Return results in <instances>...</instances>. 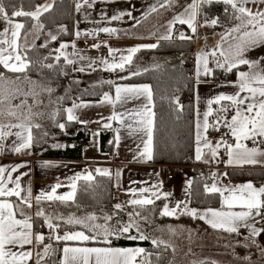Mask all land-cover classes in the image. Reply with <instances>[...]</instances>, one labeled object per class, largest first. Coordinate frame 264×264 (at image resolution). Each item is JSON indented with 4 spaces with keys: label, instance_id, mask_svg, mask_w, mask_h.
<instances>
[{
    "label": "snow or ice",
    "instance_id": "obj_1",
    "mask_svg": "<svg viewBox=\"0 0 264 264\" xmlns=\"http://www.w3.org/2000/svg\"><path fill=\"white\" fill-rule=\"evenodd\" d=\"M250 2H259L264 5V0H192L182 12L173 16L168 22L167 34L160 37L162 40H171L177 24L186 25L194 35L201 18L203 23L199 26L212 28L221 26L220 17L209 18L204 9L214 4H223L225 5L223 13L230 22H233L232 26L225 28L220 34V41L215 48L210 51H198L196 78L199 81L201 77H210L214 74V68L210 67V63L227 73H232L234 69L238 70L241 66L248 67V71H238L237 80L230 82V86L236 89L235 92L219 93L208 98L203 112H200L197 106L195 120V159L197 161L219 163L220 151L223 149L227 156L225 161L227 166L243 167L258 164L264 166V159H261L264 158V67L260 63L264 57L249 59L246 56L247 52L264 45V11H254L247 7ZM174 3L176 0H157V3L145 14L144 19H147L151 13L157 12L159 8L170 7ZM85 4L91 6L89 0H82V3L76 5L77 11H80ZM52 6L50 3L38 4L35 5L34 10L25 11L23 7L17 8L15 5H10L11 12H9V7H6L4 0H0V22L5 25L0 30V68L7 73L15 74L13 78L6 75L5 71H0V141L13 138L11 140L13 153H21L33 147L36 142L33 130L41 128L34 117L43 116V112L34 111V109L43 105L42 94L47 93L51 96L54 91L42 79H33L28 74L29 70L35 67L53 69L56 64H59L61 58L69 65L76 63V60L70 57H78L80 60L91 59L81 55L79 50H75L74 42L60 43L58 48L52 49V52L56 53L54 56L50 53L49 56L40 60H33L29 56V52L37 48L36 41L40 39L45 29L41 17L49 12ZM17 18H27V20ZM113 19H119V17H113ZM28 21H31L30 27ZM61 31L66 32L67 29L62 26ZM99 31L115 34L117 29L106 27ZM75 35L80 37L81 33L77 31ZM29 36L32 37L31 43H29ZM47 36L49 39L40 43V48H47L49 43L58 39V36L51 32H48ZM179 39L192 40L193 36L180 32ZM69 47L75 51L69 53L67 51ZM93 47L99 48L100 45L95 44ZM156 47L158 44L138 45L124 50L109 47V58H102L99 63L104 66L105 71L124 72L126 66L132 65L134 56L142 48ZM50 58L55 63H45ZM94 63L95 61H91L89 67H92ZM84 70V68L79 69V71ZM140 74L139 71L132 72V75ZM109 83L112 82L109 81ZM142 97L145 103L139 107L126 112L113 111L107 119L118 121L121 126L130 129V135L143 133L141 139L143 147L134 159L148 162L153 159L156 124L152 86L149 84L116 85L114 97L106 92L103 94L101 103L112 104L115 108L118 103ZM57 100H62V97H58ZM197 101L199 102L198 94ZM176 103L182 110L183 106L179 105L178 99ZM214 105H216L215 108ZM87 106L89 105L83 103L73 104L72 107L65 109L66 120L78 121L74 110ZM59 111L60 109L57 108L52 113V118H55ZM230 112L231 116H229ZM57 126L61 129L65 127L63 123ZM103 127L112 128V124L105 123ZM221 127L226 129L224 135L215 142L208 139L207 133L210 129L220 131ZM115 131L118 147L120 129L116 128ZM225 137H230L234 142L229 143ZM249 142L252 144L251 147ZM5 147L6 145L0 144V153ZM53 147L59 148L63 145L56 144ZM205 150L210 157L208 160L204 159ZM24 166L16 165L10 169L0 166V264H153L154 254L146 248L116 247L113 246V239L150 240L156 248L161 245L165 248L171 247L167 241L145 232L146 226L155 224L153 212L148 210V206L155 205L157 200L167 201L170 196V193L162 191V181L151 187L126 189V194L130 196L126 205L133 209L127 214V220L119 217V213L126 206L121 203L113 206L112 213L64 214L58 208H51V205L57 202L61 205L75 203L78 182L84 181L87 187H92L91 182L95 180L93 173L87 170L76 173L67 178L69 180L67 185L58 182L51 186L50 190H41L33 197L31 186L24 187L21 184L22 177L27 173H22L15 179L12 176V173ZM52 166L48 163L43 165V167ZM95 172L109 177L113 175L110 169L97 168ZM115 175L116 186L119 187L122 172L118 170ZM223 175L227 176L228 173ZM212 179L214 182L211 185H204V192L221 196L222 202L219 209L207 208L200 211L189 207L191 200L186 199L176 201L174 206L164 203L156 215L160 218L177 220L181 216H189L203 220L211 228L227 233H240L241 228H246L251 230V237H257L264 232V229L257 228L254 223L255 217H264V185L257 187L251 181L237 185H221L217 173L212 174ZM191 184L189 180L185 188L189 197ZM61 187H68L69 191L58 193ZM13 197L15 200L12 199ZM46 203L49 205L47 208L44 207ZM34 204L37 210L33 214L29 210ZM34 218L43 221V227L48 230L47 235L42 231H34ZM166 227L169 232L175 234L176 228L171 225ZM62 228L64 231L61 234ZM46 240L49 242L45 243ZM61 244L62 247L59 246ZM261 251L264 252V248ZM57 254H59V260L55 259ZM159 259L160 256L156 254V260L159 261Z\"/></svg>",
    "mask_w": 264,
    "mask_h": 264
},
{
    "label": "crops",
    "instance_id": "obj_2",
    "mask_svg": "<svg viewBox=\"0 0 264 264\" xmlns=\"http://www.w3.org/2000/svg\"><path fill=\"white\" fill-rule=\"evenodd\" d=\"M54 0H42L39 4L50 3L52 4ZM89 0L88 4H85L80 11H77V3H82V0H73L74 2V12H73V28H72V37L70 39H64L60 43H75L76 49L79 50L80 54L86 58L80 60L78 57H70L76 60V63L71 65L72 73L75 77L81 80V83L85 86L93 84H112L113 87L106 91L111 95H115V86L116 85H140V84H149L147 81L133 82L126 80L125 77L132 76V72H135L134 69L135 63L140 62L142 64L141 70H147L149 68L157 67L150 65L153 60L158 58V55L162 53L170 54V60L174 59V54L172 52H158L156 50H148L149 48H142L141 51L136 53L133 59V63L130 66H126V70L120 71H105L104 66L99 63L102 58H109V47L117 49H128L138 45L145 44H158L162 39L161 36L167 34L168 31V22L172 20L173 16L177 13L183 11L184 7L191 3L192 0H176L170 7H162L155 13H151L147 16V19H144L145 14L149 11L150 7L157 3V0ZM137 5V6H136ZM140 5V6H138ZM143 6V9H141ZM145 6V7H144ZM134 7V8H133ZM247 7L252 8L254 11H264V5H261L259 2L249 3ZM141 9V10H140ZM130 13V15H129ZM113 17H119V19H113ZM18 19V18H17ZM203 21L199 20L197 32L193 35L186 25L184 26L193 36V52L195 56V62L192 66V75L194 79V91H193V150H192V161L189 164H186L182 167L180 173L174 179L167 180L163 173L164 164L157 163L152 159L148 162L139 161L134 159L137 153L142 149L143 145L141 139L143 133L138 132L130 135V129L120 125L118 121H109L107 118L113 114V111L116 112H126L132 108L139 107L141 104L145 103L144 98L128 100L124 103H118L115 105V108L112 104L101 103L103 95L98 99H75L66 106V109L72 107L73 104H87V107H79L74 110L75 115L78 117V122L81 126L85 127L89 131V136L82 135L80 138H66L65 136L54 138L56 132L55 118H52V113H54L58 104V96L56 94H51L49 96L47 93L42 94L41 99L43 100V105L40 108L34 109V111L43 112V116L34 117L35 122L39 123L41 127L45 130L48 139L45 140L43 147H33L30 150L22 151L21 153H13L11 151V140L9 138L7 141H3L2 144L6 145L2 153H0V166L6 168H11L16 165H25L20 167L16 172L12 173L13 178L21 176L22 173H27L21 179V184L24 187L31 186L32 195L35 197L41 190L48 191L50 187L56 183H62L67 185L69 183L68 177L76 173H82L91 171L94 176L97 175L95 170L99 169H110L112 170L115 190V202L125 204L126 201L130 199V196L126 194V189L129 187L133 188H143L151 187L154 184L162 181V191L170 193V196L165 203H169L170 206H174L176 201H184L189 199L188 194L185 192L187 187V182L191 180L192 169L194 167L207 168L211 172V181L208 185H211L214 181L212 179V174L217 173L219 178V184L221 185H237L242 184L248 181L254 183L257 187L264 185V179L260 183H255L252 179H241L239 177H234L230 175L231 168H257L264 169L262 165H244L243 167L239 166H227L225 161L227 160L226 153L223 149L220 151V162H211L204 163L202 161H197L195 159V120H196V108L199 107L200 112H203L206 109L205 101L212 96L219 93H233L236 89L230 86V82L237 80L238 71H248L247 66H241L238 70L234 69L232 72V78L227 82H221L218 80V75L220 69H214V74L210 77H201L199 81L196 78V56L198 51L205 50L210 51L215 48L217 43L220 41V34L224 31L215 32L212 27H203L199 26ZM180 25L177 24L176 27ZM4 23L0 22V30L3 29ZM67 28L66 25H58L50 29H44V32L41 34L40 39L42 41L48 40L47 33L51 32L55 35L60 34L61 27ZM232 26V25H231ZM230 26V27H231ZM115 28L117 32L115 34H109L99 31L101 28ZM176 29V28H175ZM79 31L81 33L80 37H77L75 33ZM92 33V35H89ZM179 37L173 32L171 40H178ZM181 40V39H179ZM32 37L29 36V43H31ZM38 41V40H37ZM36 41V42H37ZM99 44V48H94L93 45ZM60 45V44H59ZM59 47V46H58ZM71 47L67 49L69 53L75 51ZM145 50V51H142ZM126 54V53H125ZM190 54V55H191ZM119 54H117L118 56ZM189 55V56H190ZM246 56L249 59H259L264 57V45L257 47L246 53ZM189 58V57H188ZM91 61H95L92 64V67H89ZM168 62V61H166ZM165 63V62H164ZM261 66L264 67V60L260 61ZM163 64V63H162ZM161 65V64H160ZM159 66V65H158ZM210 67H213L210 63ZM80 68H84V71H79ZM0 71H5V74L14 78L15 74L7 73L6 70L0 68ZM120 75V76H119ZM31 76V75H30ZM33 79H37L31 76ZM111 81L112 83H109ZM45 82V81H44ZM47 83V82H45ZM48 84V83H47ZM227 85V86H226ZM152 86V85H151ZM153 91V88H152ZM105 92V93H106ZM197 94L199 95V102L197 101ZM31 103V100H29ZM214 108L216 105L213 106ZM232 113H229L231 116ZM56 117V116H55ZM87 122V123H82ZM211 122V118H210ZM63 123L64 122H60ZM59 123V124H60ZM105 123H111L112 128H104ZM127 123V121H126ZM65 125V124H64ZM119 128L120 140L119 146H116V131L115 129ZM65 133L74 134L77 129H63L59 128ZM113 129L114 130V143L109 150H103L101 148V132L103 130ZM34 135V130H33ZM96 136V138H95ZM208 139L215 142L218 140L216 131L209 130L207 133ZM231 139L229 143H233ZM60 144L63 147H53V145ZM139 145V147H138ZM249 146L252 144L249 142ZM61 151H66L67 155H63ZM76 151V152H75ZM73 152L76 154L74 155ZM209 154L205 150V160H208ZM264 159V158H261ZM45 163L53 165L52 167H43ZM121 171L122 175L119 178L120 186L117 187V177L115 173ZM223 173H228L227 176H224ZM136 181L137 183L133 184L132 182ZM10 187L12 185H9ZM69 191L68 187H61L58 189V193H65ZM15 200V197L12 198ZM222 202V198H221ZM44 207H49L47 204ZM189 207H191L189 205ZM221 204L218 206H209V207H196V209L203 211L207 208L219 209ZM54 208V206H51ZM193 208V207H191ZM36 206L34 204L33 208L29 210L33 214L36 211ZM51 210V209H50ZM124 211L128 213L132 210L129 206H125ZM238 210V209H235ZM76 213V212H75ZM77 215L80 213H76ZM166 219L165 221H167ZM197 223H201L209 231H217L212 236L221 234L218 232H223L211 228L205 221L197 219ZM173 221V220H170ZM254 223L257 228L264 229V217H255ZM43 223L41 226H38L36 223V218H34V231L44 232L45 235L48 234V230L45 231L42 229ZM156 228V234L152 235L157 238L159 229L156 225H152ZM64 229H61V234ZM250 229L241 228L240 233H227L226 236L234 238L236 244L240 243H254L255 240H263L264 232H262L257 237L250 236ZM133 234H135L133 232ZM187 238V235H183ZM164 241H167L168 244L170 238L168 235L164 237ZM188 239V238H187ZM242 239V240H241ZM49 241H45L48 243ZM56 246V245H54ZM62 247L63 245H59ZM92 246V245H89ZM116 247H143L140 244L136 245H117L113 244ZM189 252V251H188ZM59 260V254L55 257ZM204 260V259H203ZM197 264V263H196Z\"/></svg>",
    "mask_w": 264,
    "mask_h": 264
},
{
    "label": "trees",
    "instance_id": "obj_3",
    "mask_svg": "<svg viewBox=\"0 0 264 264\" xmlns=\"http://www.w3.org/2000/svg\"><path fill=\"white\" fill-rule=\"evenodd\" d=\"M6 7L15 5L17 8L23 7L25 11L34 10L35 5H38L42 0H4ZM52 8L45 13L41 20L45 24V29H50L58 25H66V32L58 34L57 41L49 43L47 48H40L42 39H39L36 44L37 48L29 52V56L33 60H40L51 53L54 56L56 53L52 49L58 48L60 42L64 39L72 37L73 28V0H54ZM225 5L214 4L210 7H205L204 11L209 18L219 16L221 26L214 29L215 32L224 30L232 25L223 13ZM11 12V7H9ZM20 20H27V18H18ZM200 21H203L201 18ZM29 27L31 21H28ZM187 30V29H186ZM187 32H189L187 30ZM148 50H156L158 52H172L174 59L165 62L157 67L149 68L140 72V75H132L126 80L133 82L147 81L151 83L153 88V100L155 104L154 111L156 112V124L153 138V159L157 163L181 164L182 167L192 161L193 150V100L188 103L181 104L182 110L176 103L177 97L185 93L193 98L194 79L192 75V66L188 63V57L193 52L192 40H162L158 43V47ZM145 51V50H142ZM45 63H55L53 59H48ZM216 70L214 64H211ZM29 75L42 79L47 82L62 100H58L59 113L55 117L56 132L55 139L65 136L68 138H80L82 135L89 136V131L81 126L76 121H67L65 109L66 106L75 99H98L106 91L110 90L112 84H93L83 85L81 80L75 77L71 70V65L61 58L59 64L53 69H39L38 67L31 68ZM60 122H64L66 129H77L74 134L65 133L57 126ZM45 130L41 127L34 129V136L36 147H43L45 140L49 135H45ZM114 130L108 129L101 132V148L109 150L114 143ZM76 152V151H75ZM67 155L66 151H61ZM74 155H76L73 152ZM181 167V169H182ZM181 171V170H180ZM230 175L239 177L241 179H252L255 183H260L264 179V169L257 168H231ZM211 181V172L207 168L194 167L191 174V200L190 206L193 208L218 206L221 204V196L219 194H206L204 192V185ZM92 187H87L84 181L78 182V191L76 194L75 203L68 205H61L58 202L52 204L54 208H58L61 213L68 214L72 212H103L112 213L115 203V190L113 178L97 174L95 180L91 182ZM165 200H157L155 205L148 206V210H152L155 224L173 218H160L156 213L160 211ZM47 203L44 205L46 206ZM77 205L79 207H77ZM130 207V206H129ZM131 210H133L130 207ZM125 211L119 213V217L124 215ZM123 217V216H122ZM178 220L191 221L197 223L198 220L189 216H181ZM38 226H41L43 221L36 219ZM153 224V225H155ZM113 244L117 245H136L140 244L154 255L152 257L153 264H167L169 261L172 248H165L161 245L159 248L154 247L150 240L132 241L121 238L119 240L113 239ZM156 254L160 256L159 261L156 260ZM213 259H204L197 264H213ZM215 264H219L215 262Z\"/></svg>",
    "mask_w": 264,
    "mask_h": 264
},
{
    "label": "rangeland",
    "instance_id": "obj_4",
    "mask_svg": "<svg viewBox=\"0 0 264 264\" xmlns=\"http://www.w3.org/2000/svg\"><path fill=\"white\" fill-rule=\"evenodd\" d=\"M128 2L130 1L128 0ZM141 9H143V6H141ZM170 59V54L162 53L150 65L158 66ZM134 69L136 71L143 69L142 64L140 62L135 63ZM119 74L122 75V72ZM95 213L100 214V212ZM127 214L128 212L125 211L124 215H121L120 218L127 220ZM155 225L159 229L158 239L164 240L166 235L170 238L169 242H171L172 254L167 264H196L203 259H213L219 264H264V252L261 251L264 248V237L263 240H255L252 244H236L234 238L226 236L225 232H218L221 234L220 237L217 234L215 237L212 236L217 231L212 233L201 223L185 220H167ZM167 225L176 228L175 234L168 231ZM145 232L155 235L156 228L152 225L146 226ZM184 234L188 236V239L183 237ZM246 257L248 259H245Z\"/></svg>",
    "mask_w": 264,
    "mask_h": 264
},
{
    "label": "built area",
    "instance_id": "obj_5",
    "mask_svg": "<svg viewBox=\"0 0 264 264\" xmlns=\"http://www.w3.org/2000/svg\"><path fill=\"white\" fill-rule=\"evenodd\" d=\"M180 32H184L186 35H190V33L187 32L186 28L182 25H178L175 29V33L177 34L178 37H179ZM194 62H195V56H194V54H191L188 58V63L192 65ZM231 78H232V73H227V72L220 69L219 75H218L219 81L227 82ZM177 98L181 104L188 103L192 99L191 96H189L185 93L180 94ZM225 131H226V129L223 127H221L220 131H216L218 138H220L222 135H224ZM225 138L228 140V142L231 140L230 137H225ZM2 142L3 141H0V144H2ZM181 167H182V165L177 164V163L164 164L163 173H164L165 178L167 180H171V179H174L175 177H177V175L180 173ZM42 229L47 231V229L43 226H42Z\"/></svg>",
    "mask_w": 264,
    "mask_h": 264
}]
</instances>
